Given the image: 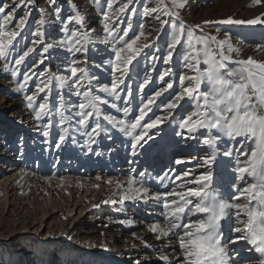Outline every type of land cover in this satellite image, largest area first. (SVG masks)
<instances>
[{
  "label": "rangeland",
  "instance_id": "1",
  "mask_svg": "<svg viewBox=\"0 0 264 264\" xmlns=\"http://www.w3.org/2000/svg\"><path fill=\"white\" fill-rule=\"evenodd\" d=\"M36 1L37 3L42 2V0ZM45 1L48 8L39 12L32 3L16 6L13 4V0H0V4L7 3L15 9L14 20L8 26V30H14L15 22L27 15V23L21 35L14 41L15 47L10 49L6 59H0V151L4 145L7 149L12 145L15 146L16 150L12 151L15 155L11 158L17 157L18 161L24 159L30 164L44 162L46 161V152L48 153L47 148L52 149L55 155L58 153V150H54L57 144H59L58 148H63L65 151L75 149L76 141L88 140L87 143L98 145L102 135L125 138V132L121 131L118 125L106 120L105 116L112 115L117 120H125L126 123H130L136 115H139V107L142 106V102L152 96L156 90L166 87L169 82L173 84V88L156 99V103L150 106L151 111L147 113L142 124L156 116H167L168 119L154 129L143 128V131H147L152 136L151 144L154 145L161 142L159 136L163 137V140L173 137L186 139L184 143L189 144L188 151H181L178 158L184 159L187 154H193L197 150L198 144L202 146V143L198 142V139L193 142L195 139L188 138L194 134H189L186 129L180 128L179 124L183 115L195 110L196 101L186 98L175 110L163 108L168 99L180 90L179 76L185 73L192 74L184 66L183 55L186 46L178 45L170 63H164L168 51L167 42H170L173 24L179 26L182 23L186 31H193L198 36L215 35L219 40L225 39L226 33L229 34L233 47L241 50V56L236 57L233 54V60L248 56L258 60L264 59V53L257 50L260 46H264V24L223 25L213 23L206 25L204 23L228 17L247 20L262 16L264 3L252 6V0H185L186 6L180 9L173 6L172 0H163V2L161 0H131L128 10L121 14L117 9L120 3H128V0H120V3L114 5L112 9L108 8L107 0ZM153 7L157 8L156 13L145 14L146 8ZM165 8L172 13L179 12V17L165 16L163 14ZM133 9H135L134 12ZM77 13L84 17L82 22L75 19ZM42 14H45V17ZM105 14L110 17L108 21L104 19ZM157 15L167 23L162 26L160 21L155 18ZM2 17L3 14H0V31L4 30ZM69 17H73V19L69 20ZM39 21H43V24L38 23ZM105 23L113 30V35H109L105 30ZM129 23H131L132 29L124 39L127 40L139 34L141 31L139 26L143 24L145 35L141 37L138 44L142 46L147 43L149 47L143 48L141 55L133 61L134 67H132L130 78H125V84L120 88V98L116 99L114 95L102 91V88L105 85L110 87L111 81L120 75L119 73L114 74L112 71V64L115 60L114 49L122 46L118 40L120 36H123ZM197 25L200 27L197 28ZM37 29L43 33L41 37L35 35ZM73 33L86 34L87 44L85 45L83 39L79 44H75L74 39L79 37L73 38ZM34 40L40 42L33 45L32 41ZM48 45L52 46L45 53L44 49ZM82 45L86 47L87 51L82 48ZM27 47H34L35 50L19 66V74L13 77L11 73L16 67L14 61ZM212 47L215 48V44ZM74 48H81V51H70ZM42 59L43 63H40ZM73 59L80 62L78 67L84 68L87 74V79L82 82L83 86L75 85L73 87L75 78L71 77L70 73ZM203 67L201 65V68ZM169 68L171 72L164 77V80H161V75ZM25 74L31 76V79L26 83L24 81ZM61 75L68 78L64 86H61L55 79ZM49 76L52 77L51 90L37 95L34 108L38 110L39 103L44 102V98L47 96L50 112L40 119L35 117L37 124L25 127L22 122L23 118L20 117L21 112L29 109L25 97L36 92L37 85L42 81H47ZM145 78H150V83L145 86L143 91H140L139 85ZM21 84L24 85L23 88L20 87ZM128 86L131 88V95H128ZM89 89L93 95L100 96L102 100H108L109 103L107 105L98 103L100 112L94 113L89 118L88 124L84 125L79 123L81 117L77 115L80 111L78 105L83 102V92ZM78 92L80 95H77ZM61 96L64 99L63 122L60 115ZM200 103L203 101L201 100ZM112 104L116 106L112 107ZM125 107L130 109L127 115L123 111ZM29 110V113L35 116L34 110ZM261 111L264 112V110ZM97 122L100 123L101 128L98 130V134H93L90 139L88 133ZM65 128L68 130L67 136L63 142H60L59 137L64 135ZM45 131L48 132L47 136L44 135ZM131 137L128 136V138ZM225 147L233 150L231 157L222 154ZM240 147V144L235 142H229L226 145L221 142L218 146L219 162L223 164V167H229L230 170L227 169L224 174H222V170L219 171L214 184L220 187L225 196L232 192L231 188L234 185H241V182L235 179L234 172L237 160L244 159L235 151ZM199 148L203 149V147ZM139 150L141 149L138 147L137 151ZM168 150L171 151V149ZM53 153L51 157L54 156ZM8 154L9 152H3L0 157V168H3L4 171L9 170V162H5L3 157ZM247 179L249 183L252 182L250 177ZM0 183H4L3 177H0ZM38 185H35L34 182L29 185L32 187L27 191H30L32 200L31 196L28 197L30 194L27 191L20 190L19 185H15L13 189L9 185L10 191L6 194L7 200L5 192L0 195V264H118L117 259L119 258L127 260L128 264H137V261L139 264H178V261L182 259L181 254L173 251V242L162 238L158 239L153 232L146 233V222H150L148 218L151 216L149 214L158 213L161 215L166 211L161 205L148 203L146 197H140L141 201L130 199L118 203H100L84 208L83 211L81 209L84 204L74 206L71 203V209L64 208L61 214L58 213L53 218L49 217L51 210L48 211L49 207H46L44 187L41 188ZM35 186L45 195L35 190ZM172 190L166 189V191ZM175 190L183 191L186 190V187ZM151 192L162 193L163 190L160 191L156 188ZM36 196H39L38 199ZM91 196L92 194L88 197L91 198ZM22 197H25L24 200ZM26 204L30 205V210L33 208L37 210L34 211V215L31 214L32 211H29V206L27 207ZM61 215L65 217L63 223H61ZM134 221L139 224L129 225ZM24 223L29 229L25 228ZM33 231L38 234L39 238L31 233ZM49 237L57 239L49 240ZM147 243L151 246L142 245L139 250L131 252V250L138 249L139 245ZM166 244L171 246L166 255L169 257L175 255L170 263L157 257L161 254L157 246ZM245 247L246 245H241L239 248H234L235 251H230L231 259L234 262L250 261L243 253ZM122 251L128 253L122 255ZM239 253L244 255H239ZM110 254L114 255L117 262L107 261L106 256Z\"/></svg>",
  "mask_w": 264,
  "mask_h": 264
},
{
  "label": "snow or ice",
  "instance_id": "2",
  "mask_svg": "<svg viewBox=\"0 0 264 264\" xmlns=\"http://www.w3.org/2000/svg\"><path fill=\"white\" fill-rule=\"evenodd\" d=\"M163 2V0H161ZM25 3H31V0H13V4L21 6ZM120 3V0H107V6L112 9L114 5ZM131 0L128 3H120L117 11L121 14L125 13L129 8ZM264 3V0H252V6H259ZM172 4L176 8L183 9L185 0H172ZM14 8L7 4H0V14H3V31H0V59H6L10 53V49L15 47L14 41L21 35L24 26L27 23V15L21 17L15 22L14 30H8V26L14 20ZM133 12L135 9L132 10ZM157 8H146L145 14L150 15L156 13ZM165 16L174 15L179 17V12H169L166 8L163 9ZM264 14L256 16L252 19H235L228 17L218 21H205L208 24H223V25H257L264 24ZM160 21L161 25L167 23L161 20L160 16L155 17ZM73 17H69L72 20ZM75 19L83 21L84 17L77 13ZM105 21L110 17L105 14ZM38 23L43 24V21ZM139 34L125 40L128 32L132 29L131 23L124 30L123 36L119 37L118 43L122 46L114 49L115 60L112 64L113 73H119V77L111 81L110 87L105 85L102 91L110 93L116 99L120 98L119 92L121 85L125 84V78H130L133 61L141 55L142 49L149 47L147 43L140 46L138 42L145 35L143 28L140 26ZM197 28L200 26L197 25ZM105 30L109 35H113V30L105 23ZM36 36H41L43 33L36 30ZM75 44H79L80 40L87 44L86 34L73 33ZM39 40L32 41L33 45L39 43ZM215 44V48L212 45ZM186 46L183 60L185 68L192 74H181L179 76L180 90L175 92L163 105L165 110H175L181 106V101L194 100L195 110L182 116L179 127L186 129L189 134L199 132V137L190 135L188 138L198 139V142L208 146L211 151L202 157V163L199 165L205 171L199 175H195L191 170H185L181 174L176 175L177 180H184L185 183L180 185L185 188L183 191H165L163 193H154V199L162 201L163 208L166 210L163 213L166 223L160 225L153 223L149 231L159 233L160 236H175L178 240L179 251L182 259L178 264H234L231 259L230 251H234L230 246L235 245L238 241H244L251 245L256 253L261 256V264H264V59H255L248 56L243 59L233 60V54L236 57L241 56V50L233 47L231 37L225 34V39L219 40L217 36H198L193 31H186L184 25L179 26L173 24L170 42H167V55L164 58V63L169 64L173 52L177 46ZM52 45L45 47L44 52ZM82 48L87 51L86 47ZM35 50L34 47H27L22 51V54L15 59V68L12 70V76L19 74V66L24 63L25 58ZM81 51V48L70 49V51ZM264 53V46L258 49ZM46 58V57H45ZM155 59V57H153ZM43 63V59L40 61ZM80 62L76 59L71 61L70 73L71 77L75 78V85H82V82L87 79V74L84 68L78 67ZM201 65L204 67L201 68ZM235 65V66H231ZM171 69H166L160 79L164 80L168 76ZM31 79L28 74L24 75L25 83ZM61 86L67 83V77L61 75L55 77ZM187 82V83H186ZM150 83V78H145L143 83L139 85L140 91H143L145 86ZM52 77L49 76L47 81H42L37 85L36 92L27 95L25 99L28 101L27 107L33 109L36 119L48 115L50 112L49 101L47 96L44 102L39 103L38 110L34 108L36 97L39 93L50 91ZM24 87L23 84L20 85ZM173 88L172 83H167L166 87H161L154 94L142 102L139 107V115H136L134 120L126 123L125 120H117L115 116L107 115L105 119L119 126L120 130L126 135L133 137L132 148L135 150L138 146H143L142 141L147 143V139H152L147 131H142L137 134L138 128L154 129L158 125L164 123L168 119L167 116H156L154 119L145 121V117L151 111V105L156 103V99L161 97L169 89ZM77 95H80L78 92ZM128 95H131V88L128 86ZM83 102L79 103L80 111L77 113L81 117L80 124L87 125L89 118L94 113H99L100 108L98 103L107 105L108 100H102L100 96L93 95L91 89L83 92ZM203 103H200V101ZM112 104V107H115ZM64 99L60 97V115L61 121H64ZM90 109V110H89ZM125 115L130 111L128 107L123 109ZM101 128L99 122L88 133L90 139L93 134H98ZM214 130V131H213ZM68 130L64 129V135L59 137L60 142H63L67 136ZM47 136L48 132L45 131ZM227 138V139H225ZM223 142H235L240 144V148L235 149L239 156L244 159L237 160L234 169L235 179L242 182L233 186L232 192L225 196L219 186L214 184V176L211 171L212 165L216 161L218 154V146ZM59 147V144H57ZM232 149L225 147L223 155L226 157L232 156ZM176 165L185 163L182 159L174 161ZM143 177L144 173H140ZM168 177L165 172L159 176V180L163 181ZM191 177V179H186ZM251 178L252 182H248L247 178ZM99 180L100 177H97ZM112 183V181H108ZM135 179H129V194L121 196V202L124 200L147 197L149 188L141 185L139 188L132 187L136 184ZM119 186V182H117ZM171 198V199H170ZM105 203H115V201H105ZM186 221V222H185ZM224 225H227L225 231ZM234 233L238 235H229ZM162 260L167 261L168 256H162ZM139 264V261H137Z\"/></svg>",
  "mask_w": 264,
  "mask_h": 264
},
{
  "label": "bare ground",
  "instance_id": "3",
  "mask_svg": "<svg viewBox=\"0 0 264 264\" xmlns=\"http://www.w3.org/2000/svg\"><path fill=\"white\" fill-rule=\"evenodd\" d=\"M70 1L72 2L73 0ZM31 3L34 5L36 10H39V12L45 11L48 5L45 0H42L40 3H37L36 0H31ZM42 15L45 17V14ZM28 110H24L20 113V117L23 118L22 122L24 123L25 127L37 122L35 120V116L30 114V110ZM142 131L143 128H138L137 134ZM198 133L199 132H197V134L194 133V135L198 137ZM128 136L129 135H126L125 138H117L114 135H102L98 145H94L91 142L87 143L88 140H84L83 142L76 141L75 144H77V147L75 146V149L73 148L72 150L68 149L63 151V148L56 147V149H54L58 150L56 155L53 153L54 151L52 152V149L47 148L48 153L46 152V161H39L37 164L27 163V161L24 159L18 161L19 158L17 157L11 158L13 155H15L12 153L13 150H16L15 146L12 145L9 149H7L6 145H4L1 148L0 157H2L3 152H9L7 156H3L5 162H9V170L4 171L3 168H0V177H3L4 180V183H0V195L5 192L4 194L6 196V194L9 193V185L11 186V189H13L15 185H19L18 187L20 190L26 192L33 186H29L31 183L33 184L34 182L35 185L39 184V187H44L43 190L46 194V207H49L48 211L51 210L49 217L52 216L54 218V216H56L58 213L61 214L64 208L67 210L71 209V203L74 206L84 204V207L81 209L83 211L84 208L93 207L97 204L105 203V201H115L116 203L120 202L122 195L129 194L128 181L131 178L137 181V183L132 187L139 188L141 185H143L144 187L149 188L150 191L147 197H143L148 203L152 202L154 205L163 206L162 201H157L154 199V193L156 192H151V190L157 188L158 190H163V192H165L166 189L169 188L170 190L181 188L180 185L184 184L185 181L177 180V174H181L185 170H191L195 175H199L201 172L205 171V169L199 165L202 163L201 158L206 156L211 151V149H209L206 145L202 144L201 146L198 144L196 147L197 150L193 154H187L184 159H182L185 161L184 164L176 165L174 161L179 159L178 154L184 150L188 151L189 144L184 143L186 142V139L182 140L179 137H173L171 139L163 140L164 138L159 136V141L161 142L158 145H154L151 144V139L148 140L147 137H145L147 143L142 141L141 143L143 146H138L141 150L137 151L138 147L135 150L132 148L133 137L128 138ZM195 141H197V139H195L193 142ZM199 147H203V149H200ZM168 149H171V151ZM52 153L54 154L53 157H51ZM219 161L220 154L218 153L216 161L212 165L211 169L214 180L218 176L219 171L222 170V174H224L227 169L230 170L229 167H223V164H220ZM165 172L168 173V177L163 181L159 180L158 177L162 176ZM140 173H144V176L141 177ZM97 177H100V179L98 180ZM186 179H191V177ZM110 180L112 181L111 184L108 183ZM117 182H119V186ZM187 186L188 185L185 187ZM240 186L242 187V182ZM35 187V190H37V186ZM27 192L29 193L30 191ZM38 192H40V190ZM20 193L21 192H19V194ZM40 193L44 194L42 191ZM29 194L30 195L28 197L31 196V193ZM36 194L39 195L37 192ZM90 194H92L91 198L88 197ZM36 197L38 199L39 196ZM40 197L42 196L40 195ZM23 198L25 197H22V199ZM32 199L33 197L31 200ZM39 200L41 199L39 198ZM136 200L141 201V198H136ZM28 206L29 211H32L31 214L34 215L37 210H34L33 207V209L30 210V205L28 204L27 207ZM149 215L151 216L148 218L150 222H146V233H152L149 231V228L153 223L160 225H164L166 223L163 214L159 215L158 213H151ZM61 219V223H63L65 217L61 215ZM138 224L139 223L136 221L129 223L131 226ZM24 226L26 229H29L26 223H24ZM224 228L225 231H227V225H224ZM31 233H33L36 238H39L38 234H36L34 231ZM31 233L28 234L32 235ZM155 234L156 236L159 235L158 232ZM229 234L238 235L234 233ZM160 238L173 242V251L177 254H180V251L178 250V240L175 236H160ZM48 239L54 240L57 238L49 237ZM142 245L145 247L151 246L149 243L141 244L138 246V249L131 250V252L139 250ZM241 245H246L243 253L250 261H241L239 263L234 262V264H261L260 254L256 253L253 250V247L246 244V242L238 241L235 245L230 247L234 249L236 247L239 248ZM157 247H159L161 251V254L157 257L161 258L162 256H168L166 255V252L171 247L169 244L163 246L159 245ZM127 253V251L121 252L122 255ZM244 254L239 253V255ZM174 257L175 255L173 254L167 261L164 262L170 263L173 261ZM106 259L107 261H116L114 259V255L112 254L107 255ZM117 261L118 264H128L127 260L120 258L117 259Z\"/></svg>",
  "mask_w": 264,
  "mask_h": 264
}]
</instances>
